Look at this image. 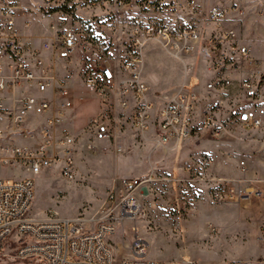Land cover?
<instances>
[{"label":"built area","instance_id":"built-area-1","mask_svg":"<svg viewBox=\"0 0 264 264\" xmlns=\"http://www.w3.org/2000/svg\"><path fill=\"white\" fill-rule=\"evenodd\" d=\"M201 1L0 0V168L19 167L25 173L15 179L0 177V264H197L147 258V242L135 228L134 242L124 246L125 254L119 257L110 243L120 221L140 217L138 195L150 177L123 180V195L93 227L88 226L92 220L82 216L29 215L35 176L59 167L62 176L73 179L76 139L59 130L72 108L66 81L52 86L49 67L41 57L44 49L25 40L21 31L22 24L30 25L38 15H57L58 33L46 49L64 61L74 57L77 22L92 30L104 17L111 31L121 32L112 57L84 77L86 87L109 110L94 123L88 150L96 149V142L114 139L115 151L123 152L117 138L121 125L114 122L128 111L133 127L139 133L154 130L158 142L185 141L201 134L218 139L233 132L264 137V59L254 58L238 30L228 26L234 14L264 21V0H220L208 13ZM102 6L101 15L84 10ZM208 27L210 32L205 31ZM156 36L173 39L178 49H198L212 74L203 90L181 88L174 96L163 97L158 108L141 76L143 41ZM230 71L245 75L234 79L228 76ZM40 117L45 121L31 126ZM256 161L264 167V148ZM239 166L240 176H218L211 158L205 157L187 170L193 177L209 175L214 202L258 196L264 203V189L256 187L264 179L248 177V160H240ZM114 198L111 192L109 200ZM259 238L264 240V225Z\"/></svg>","mask_w":264,"mask_h":264},{"label":"rangeland","instance_id":"rangeland-1","mask_svg":"<svg viewBox=\"0 0 264 264\" xmlns=\"http://www.w3.org/2000/svg\"><path fill=\"white\" fill-rule=\"evenodd\" d=\"M84 10L97 15L104 12L103 6ZM58 18L57 15H38L30 25L22 24L21 34L25 40H31L33 46L44 49L41 57L49 67L52 86L57 87L62 80L66 81L72 108L66 113L59 130L70 129L76 139L75 173L73 179H67L61 175L59 167H53L35 176V198L29 215L45 216L56 212L67 219L82 216L91 219L92 223L88 226L93 227L123 195V180L150 177L152 181L138 195L140 217L120 221L110 241L114 247L119 244L116 251L119 257L126 253L124 246L134 242L133 228L138 230L143 239L150 236L160 239L148 247L147 257L150 258V253L158 250L160 254L155 259L170 257L176 248L174 243L182 237L181 222L187 223L191 216L196 217V222L187 233L188 250L198 264L246 257L249 245H244L241 236L232 235L227 239L224 231L218 233L221 228L213 220L221 222V209H228L233 215H238L243 210V204H250L248 209H252L260 201L264 207L262 199L258 196L234 200L225 197L222 202H214L206 180L209 175L193 177L187 168L205 157L211 158L213 173L218 176H225L219 164L223 167L225 163L231 169L237 164L234 158L248 160L249 168L259 165L255 159L264 148L262 134L233 132L218 139L201 134L185 141L158 142L154 130L139 133L133 127L132 111H128L124 115L120 114L114 122L121 125L117 138L124 148L123 152L115 151L114 139L96 142V149L88 150L87 144L93 142L94 123L100 121L109 110L107 104L86 87L84 77L97 72L101 62L112 57L111 54L118 47L117 42H120L121 32L111 31L109 20L104 17L101 21H95L92 30L77 22L75 54L72 60L64 61L58 59L55 51L46 49L58 33ZM174 43L173 39L161 36L143 41L141 76L157 108L163 97H172L181 88L203 90L211 78L198 49H178ZM37 120L39 122L31 126L40 125L45 117ZM23 176L25 173L19 167L0 168V177L15 179ZM111 192L117 198L109 200ZM216 204H220V210L213 212L212 207ZM210 218L213 220L207 221ZM203 220L208 223V233L212 226L209 224L218 228L213 226L215 231L209 233V237L203 234L206 229ZM257 225L252 226L256 228ZM245 241L249 242V239ZM254 241L250 239V242ZM259 264L264 263L260 261Z\"/></svg>","mask_w":264,"mask_h":264},{"label":"crops","instance_id":"crops-1","mask_svg":"<svg viewBox=\"0 0 264 264\" xmlns=\"http://www.w3.org/2000/svg\"><path fill=\"white\" fill-rule=\"evenodd\" d=\"M220 0H202L201 1V6L204 11V13H208L209 10L219 2ZM233 21L228 24L229 27H234L238 30L239 34L241 35L242 40L244 41L245 45H247L253 55L254 58L256 59H264V21H257L255 17H241L240 15L234 14L232 15ZM239 18H242L243 20H238ZM207 29V28H206ZM208 32L211 31V28L208 27L207 29ZM211 74V73H210ZM245 75V72L239 73L235 71H230L228 73V76L238 79L240 77H243ZM212 78V74H211ZM210 78V79H211ZM204 88V87H203ZM58 102V100H57ZM45 121V120H44ZM75 126V123H74ZM68 132H70V129H67ZM241 159H236L234 158L233 160L237 162L236 165L228 167L225 163L223 164V167L220 166L223 170L222 174L225 176L233 175V176H240V166H239V161ZM195 164V163H194ZM193 164V165H194ZM192 166V165H191ZM217 168V167H215ZM214 169V167H213ZM220 170V169H219ZM221 174V173H220ZM248 177L249 178H264V167L261 165H256L254 167L249 168L248 171ZM256 187L258 188H263L264 189V180L259 181L256 184ZM252 204V203H251ZM250 204H243L240 212H238V215H233L230 210L228 209H221L222 215H221V222L217 223L215 222L212 218L207 219L208 220H213V222L220 227L221 229L219 230V234L221 232H225L227 239L228 237L234 236H241V239H243L244 245H249V254L246 257H241V259H235V260H217L215 263H210V264H226L230 262H236V263H241L243 261L244 264H259L260 261L264 263V241L260 240L258 237V231L259 227L264 225V207L263 204H261L260 201H258V205L252 209H248ZM211 210V209H210ZM220 210V204H216V206L212 207V211H217ZM196 217H190L188 222H181L180 224V229L181 235L180 238L174 243L175 251L172 253V255L166 259L163 260H158L155 259V256L160 254V251L158 250L157 252H151L150 253V258L147 257V252H146V257L152 260H157V261H194L198 264L197 260L191 255V253L188 250V242H187V233L189 229H192V226L194 222H196ZM204 221V220H203ZM204 224L206 225V229L203 231V234L209 237V233L211 234L212 230L209 231L208 233V228H207V222L204 221ZM257 225L255 228L252 225ZM212 225L209 227V230L214 228L216 225H213L212 223L209 224ZM235 225V226H234ZM218 233L216 235H218ZM112 237L110 238L111 241ZM147 241V246H151V244L157 240H160L158 237L150 236V237H145ZM245 239H249V242H246ZM250 239H255V241L252 243L250 242ZM168 243V242H167ZM113 246V245H112ZM119 244L115 246L116 251L118 250ZM147 247V249H148Z\"/></svg>","mask_w":264,"mask_h":264}]
</instances>
